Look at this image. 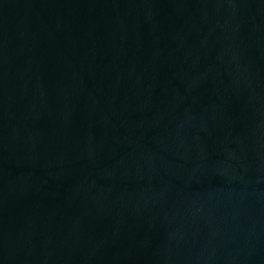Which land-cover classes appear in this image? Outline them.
<instances>
[{
	"label": "water",
	"instance_id": "obj_1",
	"mask_svg": "<svg viewBox=\"0 0 264 264\" xmlns=\"http://www.w3.org/2000/svg\"><path fill=\"white\" fill-rule=\"evenodd\" d=\"M0 264H264V0H0Z\"/></svg>",
	"mask_w": 264,
	"mask_h": 264
}]
</instances>
